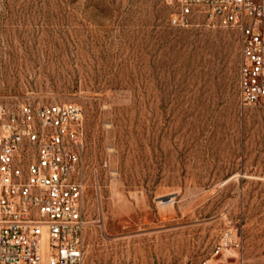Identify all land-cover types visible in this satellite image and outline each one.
<instances>
[{"label":"rangeland","instance_id":"rangeland-1","mask_svg":"<svg viewBox=\"0 0 264 264\" xmlns=\"http://www.w3.org/2000/svg\"><path fill=\"white\" fill-rule=\"evenodd\" d=\"M176 12L0 0V102L81 108L87 262L194 264L241 235L264 264V107L239 106L237 32Z\"/></svg>","mask_w":264,"mask_h":264},{"label":"built area","instance_id":"built-area-1","mask_svg":"<svg viewBox=\"0 0 264 264\" xmlns=\"http://www.w3.org/2000/svg\"><path fill=\"white\" fill-rule=\"evenodd\" d=\"M166 3L182 27L201 17L237 32L239 106L264 107V0ZM83 151L77 104L0 102V264H134L85 259ZM242 250L238 235L194 264H247Z\"/></svg>","mask_w":264,"mask_h":264},{"label":"bare ground","instance_id":"bare-ground-1","mask_svg":"<svg viewBox=\"0 0 264 264\" xmlns=\"http://www.w3.org/2000/svg\"><path fill=\"white\" fill-rule=\"evenodd\" d=\"M173 202H174L173 198L162 199V200L158 201V207L162 211H167V210H171L172 211L174 209Z\"/></svg>","mask_w":264,"mask_h":264}]
</instances>
